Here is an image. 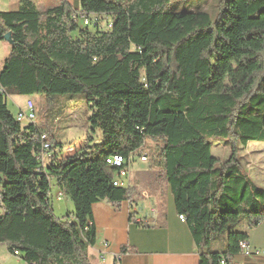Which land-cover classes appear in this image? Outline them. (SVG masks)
<instances>
[{
  "label": "trees",
  "instance_id": "1",
  "mask_svg": "<svg viewBox=\"0 0 264 264\" xmlns=\"http://www.w3.org/2000/svg\"><path fill=\"white\" fill-rule=\"evenodd\" d=\"M55 1L41 11L20 0L0 12V42L10 38L0 69V246L24 264H90L93 204L133 209L152 196L154 219L130 213L128 222L164 229L169 191L198 264H234L239 243L264 221V189L238 157L250 142L264 143V0H219L214 20L176 12L172 0ZM74 15L100 19L83 27ZM66 93L84 95L90 132L99 134L77 151L65 152L36 121L18 123L6 104L8 96ZM214 140L229 149L227 160L211 154ZM148 141L158 144L147 169L114 187L119 169L106 160L133 162ZM52 182L73 205L62 218Z\"/></svg>",
  "mask_w": 264,
  "mask_h": 264
},
{
  "label": "crops",
  "instance_id": "2",
  "mask_svg": "<svg viewBox=\"0 0 264 264\" xmlns=\"http://www.w3.org/2000/svg\"><path fill=\"white\" fill-rule=\"evenodd\" d=\"M32 1L37 5V0ZM45 1L49 5L45 9L56 4L55 0ZM67 2L74 8H79V0H67ZM19 3L20 0H0V12L16 11ZM6 44L7 55L10 45L7 42ZM1 46L0 48H2ZM18 110L23 109L18 106ZM42 122L39 119L36 120V124L43 130ZM58 194L60 193L57 190L55 195ZM165 200L166 226L164 229H139L128 222L130 213H135L137 219H154L155 199L152 196H146L142 201H138L137 206L133 209L126 201L116 208L104 201L93 204L91 215L95 228V243L87 252L89 263L198 264L197 248L185 223L181 222L175 213L173 199L169 191H167ZM59 204L57 205L59 206ZM52 208L54 215L57 216L53 206ZM64 209L66 213H72L73 205L65 201ZM149 209L151 210L149 211ZM247 243L251 249H258L262 254L255 257H245L239 254L233 257L232 263L264 264V221L257 228L249 231ZM123 247L127 249V252L121 254Z\"/></svg>",
  "mask_w": 264,
  "mask_h": 264
},
{
  "label": "rangeland",
  "instance_id": "3",
  "mask_svg": "<svg viewBox=\"0 0 264 264\" xmlns=\"http://www.w3.org/2000/svg\"><path fill=\"white\" fill-rule=\"evenodd\" d=\"M36 1V0H35ZM174 1V11L176 12H190L201 10L206 12L211 20H214L217 12V5L219 0H172ZM37 6L40 10L47 8L45 0H37ZM0 68L2 60L6 56L7 44L0 42ZM31 99L33 101V111L35 121H43L42 125L44 132L50 134L53 141L61 144L64 149L74 147L77 151L80 146L86 142L87 135H93V139L98 138V132L91 134L88 118L91 115L84 95L80 93H66V94H52L49 97L42 95L34 96H8L6 97V104L12 115L17 113V107L25 109V102ZM47 121V123H45ZM25 124L26 122H22ZM45 123V124H44ZM46 130V131H45ZM158 143L155 141H148L146 148L142 149L140 153L149 154V148H153ZM211 154L220 161H225L230 155L229 149L221 142L214 140L211 142ZM64 155V154H62ZM239 161L243 170L252 179V181L259 187L264 189V143L250 142L245 148L238 151ZM148 167L147 161L141 162L139 156H136L132 162L129 178L130 182L137 179L140 172L145 171ZM1 186V184H0ZM141 189V188H140ZM57 189L52 182L50 199L54 207L57 218L65 217L64 209L65 201L71 203L70 200L61 196L60 199L55 195ZM58 203L59 206L57 205ZM72 205V203H71ZM151 209H149L150 211ZM244 224L236 227V230H243ZM226 238V234L222 235V240ZM221 239H216L212 242L211 247L216 249L222 243ZM0 264H24L19 257L10 254L4 246H0Z\"/></svg>",
  "mask_w": 264,
  "mask_h": 264
},
{
  "label": "built area",
  "instance_id": "4",
  "mask_svg": "<svg viewBox=\"0 0 264 264\" xmlns=\"http://www.w3.org/2000/svg\"><path fill=\"white\" fill-rule=\"evenodd\" d=\"M74 20H79L81 25L83 27L91 25V23H98L99 22V17L97 16H85V15H74L73 16ZM108 28L110 27V24L107 26ZM15 120L18 123L26 122V123H33L35 122V115L33 111V102L32 100H28L25 103V109L23 111L17 112L15 114ZM41 139L44 141L43 143V150L47 151L49 149V144L46 142L47 138L46 135L43 134L41 135ZM71 148H67L65 152H71ZM48 157H46L45 154H41V160L45 162V160ZM139 160L141 162H146L147 161V156L145 153H141L139 156ZM106 163L112 167H116L119 169L118 173H116L112 185L114 187H127L128 186V181H129V172L130 168L132 165V159L131 157H128L127 159L121 157L120 155H114L112 157H109L106 160ZM181 222H184L181 217H178ZM239 250L240 254L245 256V257H255L259 256L262 254V252L258 249H251L247 243V241H242L239 243ZM14 256H17V253L14 252ZM223 264V263H221ZM235 264V263H234Z\"/></svg>",
  "mask_w": 264,
  "mask_h": 264
},
{
  "label": "water",
  "instance_id": "5",
  "mask_svg": "<svg viewBox=\"0 0 264 264\" xmlns=\"http://www.w3.org/2000/svg\"><path fill=\"white\" fill-rule=\"evenodd\" d=\"M4 41L7 42V43L10 42L9 34H6V35L4 36Z\"/></svg>",
  "mask_w": 264,
  "mask_h": 264
},
{
  "label": "bare ground",
  "instance_id": "6",
  "mask_svg": "<svg viewBox=\"0 0 264 264\" xmlns=\"http://www.w3.org/2000/svg\"><path fill=\"white\" fill-rule=\"evenodd\" d=\"M20 111H23V110H18L17 112H20ZM57 198L60 199V195H58ZM179 217H181L182 220H184L182 216H179Z\"/></svg>",
  "mask_w": 264,
  "mask_h": 264
}]
</instances>
